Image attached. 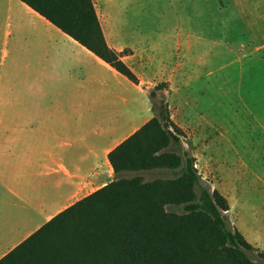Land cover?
Returning <instances> with one entry per match:
<instances>
[{"label":"crops","instance_id":"crops-1","mask_svg":"<svg viewBox=\"0 0 264 264\" xmlns=\"http://www.w3.org/2000/svg\"><path fill=\"white\" fill-rule=\"evenodd\" d=\"M252 2L242 0L262 3ZM101 28L110 48L131 51L122 60L137 84L22 1L0 0V260L111 182L109 153L155 116L149 92L158 81L154 60L162 64L163 52L146 43L125 48ZM184 36L185 30L162 40L176 49ZM228 204L231 225L264 249V204L239 212Z\"/></svg>","mask_w":264,"mask_h":264},{"label":"trees","instance_id":"trees-1","mask_svg":"<svg viewBox=\"0 0 264 264\" xmlns=\"http://www.w3.org/2000/svg\"><path fill=\"white\" fill-rule=\"evenodd\" d=\"M116 72L137 84L110 48L93 0H20ZM165 83L149 92L155 116L108 155L113 179L66 208L0 260V264H256V252L234 228L229 204L207 186L195 159L163 151L178 142ZM177 172L172 179L144 182L130 172ZM182 206L184 213L167 207Z\"/></svg>","mask_w":264,"mask_h":264},{"label":"rangeland","instance_id":"rangeland-1","mask_svg":"<svg viewBox=\"0 0 264 264\" xmlns=\"http://www.w3.org/2000/svg\"><path fill=\"white\" fill-rule=\"evenodd\" d=\"M93 1L111 42L125 48L146 43L163 52L162 64L154 60L153 79L167 85V91L157 94H164L172 121L181 130L179 141L163 151L193 156L203 182L240 206L238 212L244 206H262L264 0L252 2L262 1L258 7L247 6L249 0ZM184 30L179 48L172 49L171 39L162 40ZM168 63L173 66L166 67ZM177 69L184 72L173 76ZM176 173L130 172L125 177L141 175L150 182L172 179ZM167 211L182 215L184 208L169 206ZM255 263L264 264L259 258Z\"/></svg>","mask_w":264,"mask_h":264}]
</instances>
